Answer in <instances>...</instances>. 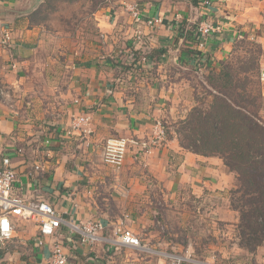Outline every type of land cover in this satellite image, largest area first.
<instances>
[{"label": "crops", "instance_id": "obj_1", "mask_svg": "<svg viewBox=\"0 0 264 264\" xmlns=\"http://www.w3.org/2000/svg\"><path fill=\"white\" fill-rule=\"evenodd\" d=\"M42 1L0 0V39L8 28L15 41L10 49H3L1 44L0 47L9 61L17 62L20 71L21 64L28 60L18 59V54L24 56L21 52L30 49L37 33L29 15ZM183 1L185 8L181 5ZM171 2L141 3L139 24L132 15L113 21L107 35L109 50L95 58H77L71 66L66 90L68 103L58 108L59 116L47 117L27 108L10 110L0 102V150L11 156L18 172L14 192L28 202H51L68 219L81 222L99 219L105 225L102 240L75 248L71 247L67 226L62 227L69 254L67 264H115L121 258L119 248L108 240L116 238L119 226L141 234L154 221L156 204L162 199H173L182 193L181 189L187 188L199 197L208 191L230 190L237 184L236 174L222 157L195 153L184 147L170 126L176 113L174 93L166 85L167 67L175 59L178 62L183 44L172 24L179 23L182 17L190 23L209 18L205 15L208 10L202 11L188 0ZM212 3L207 7L210 16L225 23V32L213 33L193 47L199 48V54H207L213 66L219 67L242 32L238 26L247 18L243 13L228 16L226 7L232 4L231 0ZM160 15L163 23L150 26L146 22ZM137 27L147 36L150 51L167 48L165 54L154 53L159 55L157 62L144 56L147 48L130 51L134 43L136 48L142 46L134 36ZM136 55L140 60L132 65ZM189 58L187 61L192 63L191 55ZM81 114L93 118L90 134L82 129L70 130L73 119ZM158 120L165 125L166 138L152 152L130 147L120 174L104 162L102 155L109 138L150 137ZM14 222V236L0 242V264H54L51 249L57 237L43 236L35 220L16 218ZM39 237L43 238V244H39Z\"/></svg>", "mask_w": 264, "mask_h": 264}, {"label": "rangeland", "instance_id": "obj_2", "mask_svg": "<svg viewBox=\"0 0 264 264\" xmlns=\"http://www.w3.org/2000/svg\"><path fill=\"white\" fill-rule=\"evenodd\" d=\"M145 1L151 0H43L29 15L30 23L37 26V33L33 35L30 49L21 52L24 56L18 54V59L24 57L28 60L26 64H21L22 71L16 61H9L5 57L0 47V102L10 110L27 108L29 111H40L41 114L48 115L47 117L59 116L58 108H63L68 103L66 90L74 61L77 58L85 60L106 53V50H109L107 35L113 21L117 18H128L129 15L134 17L136 7L139 12L138 6ZM171 1L165 0V3H172ZM178 1L180 0H174V3L178 4ZM188 1L195 5L193 0ZM199 1L200 4L196 6H200L202 11L208 10L205 15L209 17H205L200 23H193H198L199 41L185 42V35L178 36V29L175 28L177 22L172 24L183 43L178 62L176 59L174 62L172 60L170 62L173 63L167 67L169 81L166 85L175 96L173 110L176 114L174 121L170 123L174 131L181 128V121L188 117L194 106L208 107L213 98L208 93L212 90L210 84H213V76L220 68L202 65L201 69L195 65L186 66L182 62L188 64L189 56L194 54V51H200L193 45L197 46L212 35H201L203 33L199 32V27L202 23L223 26L222 30L225 27L221 19L210 16V9L207 7L213 4L212 0H208L209 4L205 3V0ZM183 2L181 5L185 8L186 2ZM231 3L226 7L229 11L227 15L233 18L243 13L242 16L247 19L243 25L238 26L243 33L239 30V39L231 44L228 55L219 65L223 64L226 70L236 74L238 83L246 82L254 92L264 93V81L259 78V72L264 68V2L231 0ZM157 17L161 19L157 23H163V17ZM134 20L138 24L141 22L135 17ZM183 20L185 17H182L178 26H181ZM236 20L233 21L234 24L237 23ZM146 22L148 23V20ZM136 29V41L145 46L144 49H148L147 36L138 27ZM138 37L141 38L140 41ZM135 45L134 43V47H129L130 51L136 52L140 49V45L138 48ZM185 48L189 51H185ZM195 61L192 59V64H195ZM200 63L205 64V60ZM248 68L251 70L245 73L244 70ZM213 91L215 92L214 89ZM51 110L52 113L49 112ZM257 111L264 118L263 98L257 102ZM196 134L197 132H191L189 128L182 134L177 133V137L181 144L191 146L195 138L189 136ZM222 146L218 144L216 148ZM197 147L202 149L204 146L197 143ZM186 189H181L182 193L173 199H162V202L158 200L154 221L148 224L141 234L135 232L152 250L115 246L119 248L121 256L115 264H170L176 257L185 258L184 264H200L212 260L221 264H264V244L254 252H249L238 244L237 222L240 215L232 206L238 195L232 193V188L225 191H208L199 197ZM6 241L8 240L2 243Z\"/></svg>", "mask_w": 264, "mask_h": 264}, {"label": "trees", "instance_id": "obj_3", "mask_svg": "<svg viewBox=\"0 0 264 264\" xmlns=\"http://www.w3.org/2000/svg\"><path fill=\"white\" fill-rule=\"evenodd\" d=\"M199 2L193 0L195 5H199ZM178 25L176 23L175 27L178 29V36L185 35V42L199 41L198 23H189L185 19L181 26ZM144 47L141 46L140 51ZM166 49H147L144 56H151L157 62L159 55L154 53L162 55L166 53ZM184 50L189 51L186 48ZM191 55L196 60L195 64L182 61L184 65H195L201 69L202 65H213L207 54L194 51ZM133 58L131 63L135 65L140 56ZM201 60H205V64H201ZM219 67L218 73L213 76V84H210L212 90L208 93L213 98L208 107L194 106L188 117L181 121V128L176 131L182 134L190 128L191 132H197L196 135L189 136L195 138L191 146L182 145L195 153L222 157L229 169L236 174L237 184L231 190L234 195H238L234 204L232 203L233 209L240 215L237 222L238 244L249 252H254L264 244V118L257 111V102L264 99V93L254 92L246 82L238 83V76L226 70L223 64ZM250 70L248 68L244 71L247 73ZM260 74L259 72L261 80ZM197 143H202L204 147L199 149ZM218 144L223 146L216 148Z\"/></svg>", "mask_w": 264, "mask_h": 264}, {"label": "built area", "instance_id": "obj_4", "mask_svg": "<svg viewBox=\"0 0 264 264\" xmlns=\"http://www.w3.org/2000/svg\"><path fill=\"white\" fill-rule=\"evenodd\" d=\"M205 3H210L205 0ZM132 7H135L131 5ZM129 6V7H131ZM135 10V8H133ZM136 20L141 21L142 17L136 7L134 11ZM151 26H155L160 22L159 17L147 19ZM223 26L202 23L199 27V32L202 36H210L213 33H223ZM207 34V35H205ZM140 41L141 38L138 37ZM2 46L10 49L15 45L12 35V30L8 28L4 30L1 37ZM16 63L13 64V67ZM261 80L264 81V68L260 74ZM93 119L90 115L81 114L73 119L70 130L82 129L84 133L90 134L92 129ZM166 138V128L162 122H157L153 134L144 139L134 137H111L104 146L103 160L113 170L120 174L123 169L128 151L130 147H137L146 153L152 152L153 148L157 147L160 140ZM18 180V172L13 165L10 155L3 153L0 150V242L9 240L14 236L15 222L14 219L35 220L39 223L40 230L43 236H55L57 240L54 242L51 249V259L54 264H67L69 254L65 249V236L61 233L62 227L67 226L70 235L71 247L75 248L79 244H94L102 240V234L105 225L102 220L75 221L68 219L60 214L55 206L48 201L39 200L28 202L22 196L14 192L16 181ZM74 235V236H72ZM116 238L108 241L114 246H124L128 248L152 250L147 246L133 230L123 226L116 229ZM39 244H43V238H38ZM185 258H173L170 264H182ZM200 264H221L216 260L200 262Z\"/></svg>", "mask_w": 264, "mask_h": 264}]
</instances>
